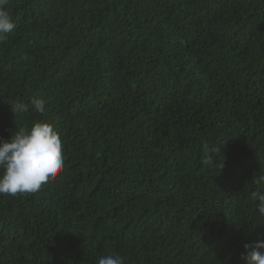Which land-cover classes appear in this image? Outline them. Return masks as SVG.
Segmentation results:
<instances>
[{"label": "trees", "instance_id": "1", "mask_svg": "<svg viewBox=\"0 0 264 264\" xmlns=\"http://www.w3.org/2000/svg\"><path fill=\"white\" fill-rule=\"evenodd\" d=\"M6 7L0 138L46 120L64 167L35 194H0V264H243L264 237V0Z\"/></svg>", "mask_w": 264, "mask_h": 264}, {"label": "clouds", "instance_id": "2", "mask_svg": "<svg viewBox=\"0 0 264 264\" xmlns=\"http://www.w3.org/2000/svg\"><path fill=\"white\" fill-rule=\"evenodd\" d=\"M9 0H0V43L7 39L16 25L7 9ZM33 111L46 114L45 100L33 97L30 101ZM12 111L27 112L29 105L17 102L11 105ZM62 141L52 124L37 120L28 130L12 131L9 139L0 138V194H35L42 186L54 180L63 170ZM216 146L208 149L206 164L212 163ZM252 183L264 185V173L253 175ZM257 201L259 216L264 218V192H253ZM240 260L243 264H264V237L243 244ZM98 264H123L119 255H106L98 259Z\"/></svg>", "mask_w": 264, "mask_h": 264}]
</instances>
